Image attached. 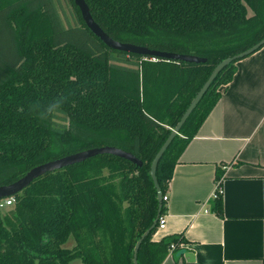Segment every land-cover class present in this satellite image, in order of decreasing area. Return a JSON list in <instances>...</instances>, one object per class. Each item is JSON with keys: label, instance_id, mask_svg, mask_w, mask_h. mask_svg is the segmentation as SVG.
<instances>
[{"label": "trees", "instance_id": "obj_1", "mask_svg": "<svg viewBox=\"0 0 264 264\" xmlns=\"http://www.w3.org/2000/svg\"><path fill=\"white\" fill-rule=\"evenodd\" d=\"M85 1L114 40L207 62L112 50L74 0V27L65 26L55 0H0V186L89 149L115 147L142 161L139 167L99 155L36 179L8 213L0 212V264H134L137 243L159 210L160 217L167 212L150 175L154 158L214 69L264 39V0ZM244 59L217 76L160 160L164 196L180 157L220 101L218 89L233 81ZM210 205L223 215V195ZM158 229L159 221L140 245L138 264H163L184 241L177 235L154 241Z\"/></svg>", "mask_w": 264, "mask_h": 264}, {"label": "crops", "instance_id": "obj_2", "mask_svg": "<svg viewBox=\"0 0 264 264\" xmlns=\"http://www.w3.org/2000/svg\"><path fill=\"white\" fill-rule=\"evenodd\" d=\"M236 67L175 167L154 241H184L163 264H264V48ZM222 172L218 216L210 203Z\"/></svg>", "mask_w": 264, "mask_h": 264}, {"label": "water", "instance_id": "obj_3", "mask_svg": "<svg viewBox=\"0 0 264 264\" xmlns=\"http://www.w3.org/2000/svg\"><path fill=\"white\" fill-rule=\"evenodd\" d=\"M75 5L79 8L82 18L87 25V27L91 30V32L98 37L107 47H109L112 50L121 51L129 54H136L143 56L145 58H152L154 60L156 59H163L166 61H182L189 64H202L206 63L207 59L194 56V55H181L176 53H168V52H160V51H154L150 50L147 47H141L138 45H134L131 43H121L119 41L114 40L111 38L94 20L90 8L85 0H74ZM264 46V39L260 41L258 44L254 45L249 50L242 52L234 57H230L222 61L212 72L211 76L207 80V82L204 84L202 89L199 91L195 99L190 104L189 108L183 115L180 122L177 124L175 129L172 130L171 135L166 140L164 145L161 147L160 151L157 153L156 157L154 158L152 165H151V171L150 175L154 182L155 188L158 193V199L160 203L163 202V192L159 185L158 178H157V168L159 165L160 160L164 156L165 152L168 150L170 145L172 144L173 140L180 134L182 127L186 123V121L189 119L193 111L196 109V107L199 105L207 91L210 89L212 83L215 81L217 76L222 72V70L227 67L229 64L236 60L244 59L252 54H254L256 51H258L261 47ZM113 155L116 157H120L123 159H126L137 166H142V161H140L137 157H135L132 153L123 151L121 149L115 148V147H101V148H95V149H89L86 151H82L73 155H69L66 157H63L61 159L51 161L48 163H45L43 165H40L38 167H35L31 171H29L24 177H22L20 180L16 181L13 184L0 186V199L15 197L16 195L20 194L24 189L29 187L36 179L39 177H42L43 175L47 173H52L57 170H61L76 164H80L85 162L88 159H91L93 157L99 156V155ZM161 216V211L159 210V214L157 216V219L154 223V226L148 230L143 237L139 240V242L136 245L135 249V256H134V264H138L137 261V254L138 250L140 248L141 243L143 240L149 235L151 230L157 225L159 219Z\"/></svg>", "mask_w": 264, "mask_h": 264}, {"label": "rangeland", "instance_id": "obj_4", "mask_svg": "<svg viewBox=\"0 0 264 264\" xmlns=\"http://www.w3.org/2000/svg\"><path fill=\"white\" fill-rule=\"evenodd\" d=\"M55 3L66 27H74L79 24L78 17L71 0H55ZM223 87L224 86L220 87L218 91H220V89H222ZM10 210L11 209H8L2 214L8 213ZM74 243L75 242L73 238H70V240L66 243L65 247L70 249L73 247ZM72 264L82 263L80 260H77Z\"/></svg>", "mask_w": 264, "mask_h": 264}, {"label": "built area", "instance_id": "obj_5", "mask_svg": "<svg viewBox=\"0 0 264 264\" xmlns=\"http://www.w3.org/2000/svg\"><path fill=\"white\" fill-rule=\"evenodd\" d=\"M220 195H223V181H222V185L221 186L216 185V190H215L213 199H216ZM168 200H169L168 197H166V196L163 197V202L168 203ZM14 203H15V198L14 197L0 199V212L6 211L8 208L13 206ZM164 228H165L164 217H160V219H159V229H164ZM172 250L173 251L175 250L174 246L172 247Z\"/></svg>", "mask_w": 264, "mask_h": 264}]
</instances>
